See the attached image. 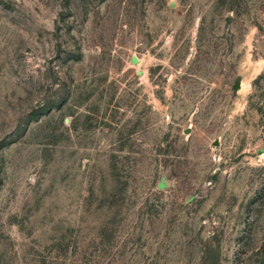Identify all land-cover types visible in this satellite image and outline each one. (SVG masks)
<instances>
[{
  "label": "rangeland",
  "instance_id": "rangeland-1",
  "mask_svg": "<svg viewBox=\"0 0 264 264\" xmlns=\"http://www.w3.org/2000/svg\"><path fill=\"white\" fill-rule=\"evenodd\" d=\"M0 264H264V0H0Z\"/></svg>",
  "mask_w": 264,
  "mask_h": 264
},
{
  "label": "water",
  "instance_id": "water-1",
  "mask_svg": "<svg viewBox=\"0 0 264 264\" xmlns=\"http://www.w3.org/2000/svg\"><path fill=\"white\" fill-rule=\"evenodd\" d=\"M170 184V181H168L166 178H163L160 183V187L164 188Z\"/></svg>",
  "mask_w": 264,
  "mask_h": 264
}]
</instances>
